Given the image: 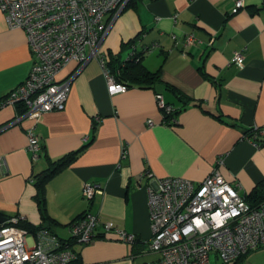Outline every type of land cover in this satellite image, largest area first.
<instances>
[{
  "label": "crops",
  "instance_id": "0c3cea01",
  "mask_svg": "<svg viewBox=\"0 0 264 264\" xmlns=\"http://www.w3.org/2000/svg\"><path fill=\"white\" fill-rule=\"evenodd\" d=\"M235 1L131 0L116 17H105L111 23L102 43L106 62L112 55L122 61L142 55L146 68L160 71L152 87L111 93L105 69L94 58L76 74L75 62L61 71L60 79L75 74L64 110L34 123L17 120L18 106H0V214L41 224L34 177L81 149L93 133L74 163L47 184L53 230L70 239V223L90 209L135 234L136 242L104 233L89 244L74 243L82 264H147L160 258L148 246V179L137 182L142 173L199 183L223 158L222 175L249 195L264 179V0H244L245 7L233 13ZM190 36L202 43L190 42ZM28 42L26 31L10 28L0 9V102L30 73ZM241 49L243 68L232 62ZM157 94L174 110L168 120ZM254 127L260 129L259 146L245 134ZM31 128L42 144L38 160L28 150ZM86 182L103 190L91 203L82 198ZM257 250L240 264H264V257L253 254Z\"/></svg>",
  "mask_w": 264,
  "mask_h": 264
},
{
  "label": "built area",
  "instance_id": "2783aa9c",
  "mask_svg": "<svg viewBox=\"0 0 264 264\" xmlns=\"http://www.w3.org/2000/svg\"><path fill=\"white\" fill-rule=\"evenodd\" d=\"M130 1L1 0L0 9L8 26L24 29L28 35L33 65L28 77L1 100L0 106L24 105L27 110L17 120L27 118L34 123L47 112L64 110L74 75L94 58L105 69L110 92L126 91L128 87L109 73L102 43L111 25L105 17H116ZM244 7V0H236L232 12ZM189 40L202 43L193 36ZM244 50L236 51L232 58L241 68L245 66ZM72 62L77 64L75 74L60 79L61 71ZM157 100L164 113L173 110L162 94H157ZM259 134V127H254L246 137L259 146ZM28 137V150L32 159L38 160L40 138L32 128ZM223 164V158L218 159L210 175L199 183L183 177L156 179L150 172L137 177L138 183L148 179L152 233L148 246L160 254L158 260L147 264H210L211 255L224 264H233L264 248V201L252 206L222 175ZM102 191L100 185L86 182L82 198L91 203ZM20 220L24 219L16 215L0 223V264H70L77 256L71 243L86 245L104 233H115L129 244L136 242L135 234L113 221H104L90 209L69 225L72 242L45 229L31 233L29 238L30 232L18 225Z\"/></svg>",
  "mask_w": 264,
  "mask_h": 264
},
{
  "label": "trees",
  "instance_id": "16d2710c",
  "mask_svg": "<svg viewBox=\"0 0 264 264\" xmlns=\"http://www.w3.org/2000/svg\"><path fill=\"white\" fill-rule=\"evenodd\" d=\"M106 67L109 73L112 76H114L116 82L124 84L127 87H131L134 85H139L140 87H144V88L152 87L156 82L160 80V71L152 72L148 68H146V66L142 63V55L140 54H134L133 56H131L129 60L126 61L124 60L122 61L119 57L112 55L110 61L106 63ZM17 110H18V115H22L26 112L27 109L24 105H19L17 107ZM164 114H165L164 117L168 120L171 116L174 115V110H172L170 113L165 112ZM96 128H97V123L94 124L93 127L94 131H96ZM250 133L251 131L249 130L245 134L249 135ZM94 137H95V133L92 134L91 140H89L81 149L68 153L67 155L61 157L56 161L50 162L48 169H46L45 171L39 173L36 177H34L33 182L35 183L37 189V194L35 196V199L38 204L40 215L42 217V223L39 225H33L31 223H28L26 220H20L18 224L20 227L34 234H36L41 229L49 230L50 232L55 233L53 227L54 224L57 225V223H55L54 219L50 217L47 209V192H46L47 184L56 174H58L63 169L74 163L78 155L86 149V147L90 144V142L94 139ZM245 199L252 206H259L264 201V179L254 187V189L249 195L245 196ZM84 213L80 215L78 218L82 217ZM6 217H11V216H6ZM61 239L66 240L63 238ZM70 242L72 241L70 240ZM71 244L73 245L74 243ZM76 255H77L76 258L70 264H82L79 258V253L77 251H76ZM245 256L246 255L242 256L234 264H240V261Z\"/></svg>",
  "mask_w": 264,
  "mask_h": 264
},
{
  "label": "rangeland",
  "instance_id": "374dc122",
  "mask_svg": "<svg viewBox=\"0 0 264 264\" xmlns=\"http://www.w3.org/2000/svg\"><path fill=\"white\" fill-rule=\"evenodd\" d=\"M29 238H31L33 235L31 233H29ZM253 254H257L258 257H264V248H262L261 250H257L255 252H253ZM215 255H212V261H214ZM213 264H216V262L214 261ZM217 264H223L220 260L217 261Z\"/></svg>",
  "mask_w": 264,
  "mask_h": 264
},
{
  "label": "water",
  "instance_id": "95a60500",
  "mask_svg": "<svg viewBox=\"0 0 264 264\" xmlns=\"http://www.w3.org/2000/svg\"><path fill=\"white\" fill-rule=\"evenodd\" d=\"M7 217L5 215L0 214V223L6 221Z\"/></svg>",
  "mask_w": 264,
  "mask_h": 264
}]
</instances>
